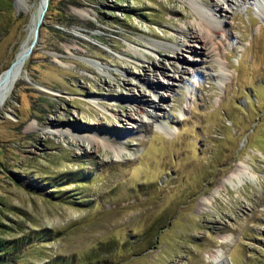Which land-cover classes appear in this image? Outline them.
Here are the masks:
<instances>
[{
    "label": "rangeland",
    "instance_id": "rangeland-1",
    "mask_svg": "<svg viewBox=\"0 0 264 264\" xmlns=\"http://www.w3.org/2000/svg\"><path fill=\"white\" fill-rule=\"evenodd\" d=\"M39 1L0 0V81ZM234 1L221 68L152 51L188 0H52L0 105V264H264V6Z\"/></svg>",
    "mask_w": 264,
    "mask_h": 264
},
{
    "label": "bare ground",
    "instance_id": "bare-ground-1",
    "mask_svg": "<svg viewBox=\"0 0 264 264\" xmlns=\"http://www.w3.org/2000/svg\"><path fill=\"white\" fill-rule=\"evenodd\" d=\"M22 0H18L19 4H24L21 2ZM193 7H195L198 11V22L197 25H194L193 31L189 34H187L186 32H181L180 34H182L184 36L183 39H181V37L179 38L178 36L175 38L174 44L175 46H165L164 44L160 43V42H151L152 45V51H158L157 49L160 48H167L171 53V55L173 56V59L171 61V63H174L176 61L181 60L182 58V52H181V47L182 45L186 46L191 52L196 53V56H200V60L204 61L205 58H207L208 56H216V59L221 63V68H224V64H222V60H223V53H222V46L225 44V40L220 37L223 33H224V29H223V24L225 22V14L228 13L227 12V8L222 6V3H226L227 7H231V5H233L232 3H235L234 0H219V1H215L214 5H210L207 1L203 0V1H198V0H188ZM236 1H242V0H236ZM260 2V4L262 5V7L264 6V0H257ZM43 6V2L42 0L39 1V5L37 6L38 9L37 11L32 15V19H31V25L29 28V32H28V37L26 39V41L24 42L21 50L18 52L16 60L11 68V71L9 73V75L2 79L0 81V105H2L4 103V101L6 100L9 92L12 90V85L15 83L16 79L22 77L23 75V63H24V59L22 60V57L24 56L25 52L27 51V48L30 44V42L33 40L34 38V28H35V24L38 22L39 20V16L41 13V9ZM173 12H177L179 13V10H174ZM223 23V24H222ZM223 25V26H222ZM201 34V37L200 35ZM198 39H200V42L197 43ZM215 45H218L217 47ZM136 54L138 56H140V52L135 51ZM225 58H227V54H225ZM149 59V58H147ZM194 59H198L195 58ZM154 63V61H153ZM229 64V63H228ZM227 64V65H228ZM164 68V67H163ZM163 74H166V76H170V73H168L166 70L161 69ZM194 72L196 73H200V71L198 69H196V67L194 66ZM178 72H186V70L184 69V66L179 67ZM222 72V71H221ZM146 75V73H144ZM2 75V74H1ZM0 75V76H1ZM180 78H182V75H179ZM172 78V76L170 77ZM171 80V79H170ZM146 81V80H145ZM170 84V81H168ZM174 84V83H172ZM170 87V85L168 86ZM131 89V88H130ZM169 89V88H168ZM130 92V91H129ZM157 95H161L160 97H165L167 94L165 93H160L157 92ZM134 97V96H133ZM134 99V98H131ZM146 101L148 103L150 102H154V101H149L148 99L143 100V102ZM132 106L135 107V109L133 108V110L135 112H142L145 110V107L142 103H132ZM129 117H133V115H131L130 113L127 114ZM150 115V113H149ZM91 137L89 138V142L91 144H96V145H100V143L103 141L101 139H104L101 137V135L95 131L90 132ZM107 138L111 139L110 135L106 136ZM103 145H106V143L108 142H102ZM99 147V146H98ZM106 147V146H105ZM234 174V175H233ZM232 176H230L231 178H235L238 177L239 180H244L245 176V169H240L239 171H237L236 173H233ZM223 253L222 250H216L213 254H212V258H213V262L214 264H225V260H223Z\"/></svg>",
    "mask_w": 264,
    "mask_h": 264
},
{
    "label": "water",
    "instance_id": "water-1",
    "mask_svg": "<svg viewBox=\"0 0 264 264\" xmlns=\"http://www.w3.org/2000/svg\"><path fill=\"white\" fill-rule=\"evenodd\" d=\"M42 2H43V6H42V9H41V13H40V16H39V20H38V22L35 24V28H34V38H33V40L30 42V44H29V46H28V48H27V51L25 52L24 56L22 57V60H23V58H25V57L29 54V52H30L32 46H33V45L35 44V42L37 41L38 34H39V26H40L41 21L43 20L44 13H45L46 8H47V6H48V2H49V0H42ZM38 5H39V4H38ZM11 65H12V64H11ZM11 65H10L9 67H7L4 71L8 70V69L11 67Z\"/></svg>",
    "mask_w": 264,
    "mask_h": 264
},
{
    "label": "trees",
    "instance_id": "trees-1",
    "mask_svg": "<svg viewBox=\"0 0 264 264\" xmlns=\"http://www.w3.org/2000/svg\"><path fill=\"white\" fill-rule=\"evenodd\" d=\"M51 2H52V0H49V2H48V5H50L51 4ZM40 29V28H39Z\"/></svg>",
    "mask_w": 264,
    "mask_h": 264
}]
</instances>
